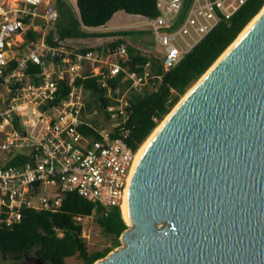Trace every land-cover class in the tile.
Instances as JSON below:
<instances>
[{
	"label": "built area",
	"instance_id": "1",
	"mask_svg": "<svg viewBox=\"0 0 264 264\" xmlns=\"http://www.w3.org/2000/svg\"><path fill=\"white\" fill-rule=\"evenodd\" d=\"M65 1L78 12L77 0ZM248 1L156 0L159 15L142 26L161 48L137 47L147 61L130 68L124 35L105 36L117 45L103 51L72 46L78 39L55 46L47 38L57 0H0V221L14 226L27 209L57 211L67 192L122 209L141 148L128 142L131 100L162 78L153 59L174 67ZM89 78L103 90L91 108L80 83Z\"/></svg>",
	"mask_w": 264,
	"mask_h": 264
},
{
	"label": "water",
	"instance_id": "2",
	"mask_svg": "<svg viewBox=\"0 0 264 264\" xmlns=\"http://www.w3.org/2000/svg\"><path fill=\"white\" fill-rule=\"evenodd\" d=\"M256 16L155 129L124 245L97 264H264V6Z\"/></svg>",
	"mask_w": 264,
	"mask_h": 264
},
{
	"label": "trees",
	"instance_id": "3",
	"mask_svg": "<svg viewBox=\"0 0 264 264\" xmlns=\"http://www.w3.org/2000/svg\"><path fill=\"white\" fill-rule=\"evenodd\" d=\"M56 6L60 16L56 30L51 31L47 38L48 43L55 46L66 39L143 33L123 29L91 32L85 28L106 25L119 11L143 17L159 15L156 0H77L78 12L65 0H57ZM263 6L264 0H249L231 19L221 21L216 29L169 70H164L161 63L153 59V66L162 78L154 80V89L146 88L144 93L132 96L133 113L129 122L128 139L130 146L138 148L144 144L179 100L235 41ZM54 34L58 36L57 41L54 40ZM33 36H37V33ZM115 45L117 42L112 43V46ZM94 49L103 51L99 47ZM129 55L133 62L126 66L130 68L147 61L136 46L129 45ZM80 83H84L85 88L90 90L87 105L91 108L97 103L103 90L96 85L94 78ZM67 89L64 88L63 94ZM94 212L98 214L97 223L106 235L119 239L128 228L120 207H105L76 192H67L62 207L57 211L27 209L22 221L14 226H7L0 221V258L4 261H22L33 256L44 259L47 264H67L68 259L77 257L81 264H95L118 247V241L103 249H90L83 236V224L77 217H89Z\"/></svg>",
	"mask_w": 264,
	"mask_h": 264
},
{
	"label": "rangeland",
	"instance_id": "4",
	"mask_svg": "<svg viewBox=\"0 0 264 264\" xmlns=\"http://www.w3.org/2000/svg\"><path fill=\"white\" fill-rule=\"evenodd\" d=\"M145 22L146 18L143 16L130 15L125 11H119L106 25L109 29L119 28L123 30L142 31L143 33H135L130 36H125L127 39L126 41L129 43V45L142 48L147 47L151 49L161 48V46H159V44L155 42L152 31L142 26ZM96 38L97 37H91L87 41L72 42L71 44L72 46L76 47H80L82 45L95 46L96 48H102V50H106L109 46L112 45L110 37H100L98 39ZM97 215L98 214L94 212L92 216L85 217L81 221L83 224V236L87 239L90 249H103L105 247L114 245L116 241H118V247L123 246L124 243L121 240V237L117 239L112 235H106L103 233L102 229L97 223ZM33 259V256H28L22 261H16L13 259L4 261L0 258V264H33ZM67 264H81V261L77 257H73L67 260Z\"/></svg>",
	"mask_w": 264,
	"mask_h": 264
},
{
	"label": "bare ground",
	"instance_id": "5",
	"mask_svg": "<svg viewBox=\"0 0 264 264\" xmlns=\"http://www.w3.org/2000/svg\"><path fill=\"white\" fill-rule=\"evenodd\" d=\"M258 18V16H255L251 22L244 28V30L240 33V35L237 37V39L235 40V42L228 48L230 49L250 28L251 26L254 24V22L256 21V19ZM228 51V50H227ZM156 132V130L150 135V137L144 142V144L141 146L139 154H138V158L141 155L142 151L144 150V148L146 147L147 143L150 141L151 137L154 135V133ZM137 158V159H138ZM122 213L124 216V219L128 221V215H127V207H126V202L123 204L122 206ZM97 264V262H96Z\"/></svg>",
	"mask_w": 264,
	"mask_h": 264
},
{
	"label": "crops",
	"instance_id": "6",
	"mask_svg": "<svg viewBox=\"0 0 264 264\" xmlns=\"http://www.w3.org/2000/svg\"><path fill=\"white\" fill-rule=\"evenodd\" d=\"M118 29H119V28H117V30H118ZM88 39H89V38H85V39H84V38H80V39H78V40L83 42V41H87Z\"/></svg>",
	"mask_w": 264,
	"mask_h": 264
}]
</instances>
